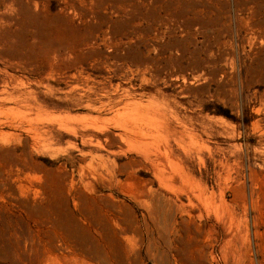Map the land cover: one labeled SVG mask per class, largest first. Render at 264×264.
<instances>
[{"label": "rangeland", "instance_id": "obj_1", "mask_svg": "<svg viewBox=\"0 0 264 264\" xmlns=\"http://www.w3.org/2000/svg\"><path fill=\"white\" fill-rule=\"evenodd\" d=\"M0 264H264V0H0Z\"/></svg>", "mask_w": 264, "mask_h": 264}]
</instances>
